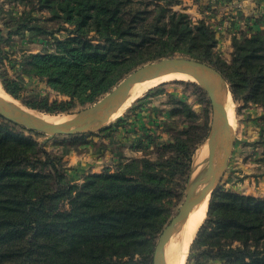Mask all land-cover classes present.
<instances>
[{
  "label": "trees",
  "instance_id": "16d2710c",
  "mask_svg": "<svg viewBox=\"0 0 264 264\" xmlns=\"http://www.w3.org/2000/svg\"><path fill=\"white\" fill-rule=\"evenodd\" d=\"M178 2L38 0V8L49 11L59 25L49 28L40 13L34 22L21 20L16 30L45 35L55 49L30 53L21 73L45 77L69 99L25 104L48 113L68 111L96 100L135 67L182 54L215 67L236 101L264 109L262 24L232 38L227 62L214 51L217 39L211 25L173 9ZM2 83L19 96L17 79ZM194 122L177 131L174 142L162 143V148L174 150L171 155L120 162L114 171L89 173L77 184L65 179L35 140L0 121V264H152L155 238L171 215L168 201L182 194L180 181H185L208 129L207 119ZM196 129L200 132L191 138ZM79 136L73 135L76 140ZM62 202L68 207H60ZM196 233L191 250L201 249L200 254L225 264H264V197L214 191Z\"/></svg>",
  "mask_w": 264,
  "mask_h": 264
},
{
  "label": "rangeland",
  "instance_id": "374dc122",
  "mask_svg": "<svg viewBox=\"0 0 264 264\" xmlns=\"http://www.w3.org/2000/svg\"><path fill=\"white\" fill-rule=\"evenodd\" d=\"M248 4H252L248 10L249 13L246 9ZM38 7V0H0V36L2 37L0 41V82L2 83L5 78L17 79L20 82L21 89L19 96H13V98L28 108L30 107L25 104V101L38 102L46 99L49 104H52L54 101L60 102L69 99L67 95L53 89L47 83L45 77L21 73L25 67L24 60L30 53L55 49L53 40L45 35H30L25 30H16L19 23H23L21 20L26 18L28 23L34 22V16L37 17L40 13L44 15L40 18L41 22L43 21L49 28L59 25L60 21L53 19L49 11H41ZM172 7L188 13L193 21L203 19L209 23L214 29L217 39L214 51L227 62L232 59L233 37L248 34L250 28L258 29V24H262L261 27L264 29V0H179ZM63 33L61 31L57 35L61 37ZM129 72L125 73L122 78ZM144 94L134 100L123 113L108 123L113 124L116 123L117 119H121V122L111 128L110 131L102 132L101 128H97L81 133L77 140L73 135H48L29 131L2 117H0V121L8 123L15 131H19L35 140L52 156L67 181L80 184L87 174L99 173L104 170L114 171L120 162L142 157L152 159L161 156L167 157L174 150L162 148V143L174 142L177 131L188 128L192 121L201 124L207 119L209 125L211 105L208 96L194 81L179 79L167 81L150 88ZM229 96L232 100L233 97L230 93ZM96 100L83 105L77 104L68 111L51 114L62 117H68L69 115L70 117V115L80 112ZM232 102L236 119L235 129H233L232 153L238 145L246 160L248 156L255 154L257 143L262 142V138H264V109L256 103L244 104L234 98ZM39 112L48 114L44 111ZM199 132V129L194 130L191 138L196 137ZM255 132L259 135L256 134L258 140L254 142L257 139L253 136ZM181 137H185V135ZM200 143L197 144L196 148ZM196 151L194 152L196 153ZM195 153L192 155L194 160ZM39 155L43 159L42 154ZM86 157L88 160H86ZM81 161H85L84 166ZM191 163L192 159L190 170ZM236 167H230L228 161L227 168L216 190L242 193L239 189V181H237L241 177L238 172L237 174L233 172ZM44 169L48 171L50 167ZM190 170L186 178L184 177L185 181H183L184 179L180 181L183 184L180 197H172L168 201L171 215L165 225L182 203ZM210 198L208 199V205ZM60 207L67 208L68 204L62 202ZM158 236L159 234L155 238L154 245ZM196 236L197 233L194 239ZM190 250L189 246L185 264H225L224 260L200 254L198 250L201 249L193 248Z\"/></svg>",
  "mask_w": 264,
  "mask_h": 264
},
{
  "label": "water",
  "instance_id": "95a60500",
  "mask_svg": "<svg viewBox=\"0 0 264 264\" xmlns=\"http://www.w3.org/2000/svg\"><path fill=\"white\" fill-rule=\"evenodd\" d=\"M167 72H182L193 76L198 81L194 82L208 96L211 116L205 137L197 147L205 146L204 164L197 169L198 163L192 157L184 198L178 210L159 233L153 249L152 264H162L164 247L175 228L180 222L187 219L198 201L212 196L227 168L233 146V128L229 123L225 108L227 90L233 97L227 79L209 63L188 55L177 54L160 57L136 67L91 105L59 122L47 121L16 106L0 95V117L29 131L48 135H75L106 126L108 123L105 122L114 105L121 100L127 89L136 83ZM211 73L226 83V91L219 90L218 83L211 78ZM0 84L3 90L10 94L1 82Z\"/></svg>",
  "mask_w": 264,
  "mask_h": 264
},
{
  "label": "bare ground",
  "instance_id": "6f19581e",
  "mask_svg": "<svg viewBox=\"0 0 264 264\" xmlns=\"http://www.w3.org/2000/svg\"><path fill=\"white\" fill-rule=\"evenodd\" d=\"M211 78L218 83V88L220 91H226V83L222 80H219L215 74L211 73ZM187 80V81H197L193 76L182 73V72H167L162 75L154 76L143 82L136 83L127 89L121 98L114 107L113 110L105 123H109L111 120L118 117L121 113L126 110L127 107H130L131 103L137 98L141 97L147 90L150 88L159 85L161 83L172 81V80ZM198 82V81H197ZM0 95L5 99L11 101L16 106L29 111L32 114H35L47 121L59 122L63 119L69 117L66 116H56L53 114H46L31 108L21 105L17 99L13 98L10 94L6 93L1 84H0ZM145 95V94H144ZM225 108L228 116L229 123L233 129H235L236 119H235V110L234 104L229 96V91L227 90ZM71 116V115H70ZM112 123V122H111ZM234 133V132H233ZM205 146H201L195 153V161L198 163L197 169H199L204 164L205 157ZM208 196L198 201L191 212L189 213L187 219L183 222H180L175 228L174 232L171 234L169 240L167 241L164 247V256L162 264H185L186 257L188 254V249L193 241L195 234L206 217L207 206H208Z\"/></svg>",
  "mask_w": 264,
  "mask_h": 264
},
{
  "label": "crops",
  "instance_id": "0c3cea01",
  "mask_svg": "<svg viewBox=\"0 0 264 264\" xmlns=\"http://www.w3.org/2000/svg\"><path fill=\"white\" fill-rule=\"evenodd\" d=\"M251 6L252 4L246 5L247 13H249L248 10ZM256 134L257 132L253 135L255 136L254 138H257L254 142L258 140ZM236 150L231 154L229 165L232 168L237 166L233 169V172L234 174H237L238 172L241 177L240 179H237L240 184L239 189L244 194L264 196V138H262V142L257 143L255 154L248 156V159L246 158V160L244 159V154L238 145L236 146ZM86 160H88L87 157ZM81 164L84 166L85 161H81Z\"/></svg>",
  "mask_w": 264,
  "mask_h": 264
}]
</instances>
